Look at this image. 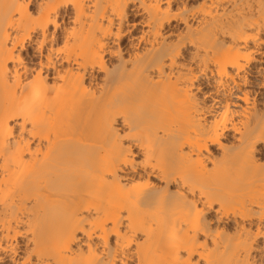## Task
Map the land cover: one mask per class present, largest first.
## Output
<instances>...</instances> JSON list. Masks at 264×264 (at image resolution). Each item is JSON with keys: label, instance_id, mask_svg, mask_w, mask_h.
Listing matches in <instances>:
<instances>
[{"label": "bare ground", "instance_id": "1", "mask_svg": "<svg viewBox=\"0 0 264 264\" xmlns=\"http://www.w3.org/2000/svg\"><path fill=\"white\" fill-rule=\"evenodd\" d=\"M0 264H264V0H0Z\"/></svg>", "mask_w": 264, "mask_h": 264}, {"label": "rangeland", "instance_id": "2", "mask_svg": "<svg viewBox=\"0 0 264 264\" xmlns=\"http://www.w3.org/2000/svg\"><path fill=\"white\" fill-rule=\"evenodd\" d=\"M24 54H27L26 52H24ZM102 76V73L97 74V77L100 78Z\"/></svg>", "mask_w": 264, "mask_h": 264}]
</instances>
